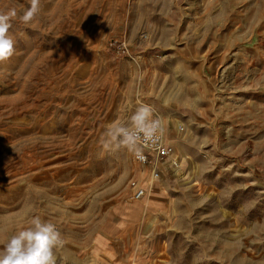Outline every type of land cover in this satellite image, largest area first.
<instances>
[{
  "label": "rangeland",
  "instance_id": "1",
  "mask_svg": "<svg viewBox=\"0 0 264 264\" xmlns=\"http://www.w3.org/2000/svg\"><path fill=\"white\" fill-rule=\"evenodd\" d=\"M29 0L0 63V248L33 216L57 264H264V0ZM151 105L152 180L106 127ZM144 187L131 196V183Z\"/></svg>",
  "mask_w": 264,
  "mask_h": 264
},
{
  "label": "clouds",
  "instance_id": "2",
  "mask_svg": "<svg viewBox=\"0 0 264 264\" xmlns=\"http://www.w3.org/2000/svg\"><path fill=\"white\" fill-rule=\"evenodd\" d=\"M42 9L41 0H29L19 20L28 25ZM18 17L16 8L0 9V63L15 52V40L9 34L12 21ZM165 129L160 119L154 118L151 105L138 101L135 111L124 122L109 124L99 138L103 154H115L126 149L133 157L143 158V147L155 143ZM64 240L55 224L33 216L29 226L13 234L0 248V264H57L56 249Z\"/></svg>",
  "mask_w": 264,
  "mask_h": 264
},
{
  "label": "built area",
  "instance_id": "3",
  "mask_svg": "<svg viewBox=\"0 0 264 264\" xmlns=\"http://www.w3.org/2000/svg\"><path fill=\"white\" fill-rule=\"evenodd\" d=\"M154 118H157L154 116ZM172 154V147L162 141V136L155 143H149L143 147V158H135L131 154L132 160L140 166L146 167L152 180L158 179L160 170L158 163ZM131 196L139 198L144 193V187L137 181L131 183Z\"/></svg>",
  "mask_w": 264,
  "mask_h": 264
}]
</instances>
